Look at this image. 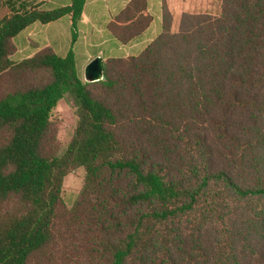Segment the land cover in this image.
I'll return each instance as SVG.
<instances>
[{
	"label": "trees",
	"instance_id": "obj_1",
	"mask_svg": "<svg viewBox=\"0 0 264 264\" xmlns=\"http://www.w3.org/2000/svg\"><path fill=\"white\" fill-rule=\"evenodd\" d=\"M43 1L0 0V264H264V0L183 14L175 32L168 16L95 83L72 49L17 54L22 33L67 17L76 41L87 0ZM146 8L131 0L110 36H140ZM66 95L77 125L59 154Z\"/></svg>",
	"mask_w": 264,
	"mask_h": 264
},
{
	"label": "rangeland",
	"instance_id": "obj_2",
	"mask_svg": "<svg viewBox=\"0 0 264 264\" xmlns=\"http://www.w3.org/2000/svg\"><path fill=\"white\" fill-rule=\"evenodd\" d=\"M43 2H52L57 4L63 2V0H44ZM145 2L147 4V8L145 9L144 14L151 18L152 21L143 31L144 36H142L138 42H135L137 45L134 47H127V52L130 56L139 53L158 36L161 29V21L163 22L164 18L169 16L168 19L171 21V29L175 32L178 30L180 19L183 14H209L212 16H218L221 12L222 0H145ZM89 11L90 6L87 7V12ZM7 13V10H2L0 12V18ZM89 19L92 20L91 17H89ZM92 23L94 24L95 29L99 27L98 19H95ZM49 30H52V34L47 30V28V33H44L45 42L46 39H48L47 43H49V46L54 47L58 52H65L69 49L76 51V54H78L77 68L82 79H84L86 65L90 62L88 58L91 52L99 48L105 50L108 47L107 42H103L98 47H92L94 49L90 48V30L87 29L84 31V35H86V37L88 36L86 49L84 46L79 47V42H71L67 35L68 31L63 24L55 25ZM134 31H136L135 26ZM56 37L58 39H56ZM28 40H32L30 42H33L34 44L44 45L42 40H40L39 33L37 32H35ZM19 53H21L20 50L17 51V54ZM76 109L73 97L71 95H66L62 100H60L57 107L52 112L51 120L57 131V139L60 146L59 154L64 153L74 136L77 125ZM83 183L84 169L82 168L77 169L65 177L62 198L66 206L71 207L74 204L83 187Z\"/></svg>",
	"mask_w": 264,
	"mask_h": 264
},
{
	"label": "crops",
	"instance_id": "obj_3",
	"mask_svg": "<svg viewBox=\"0 0 264 264\" xmlns=\"http://www.w3.org/2000/svg\"><path fill=\"white\" fill-rule=\"evenodd\" d=\"M71 1L72 0H70V1L63 0V2H60L57 4L59 6H68L71 4ZM130 2H131V0H87L86 1L84 12H83V15L81 18V22L79 24V29H78L77 38H76L75 42H79L78 46L79 47L84 46L86 49L88 36L86 37V35H84V31L87 29V30H90V36H89V40L91 42L90 48L98 47L103 42H107V44H108V47L105 50L99 48V49H96L93 52H91L90 55L88 54L89 55L88 59L90 62L99 56H101L104 59V61L106 59L114 58L116 56H123V57L137 56L145 48L144 47L139 53H137L135 55H131V56L127 52V47L136 46L137 43H135V42H138V40L140 38H142V36H144V32L140 36H138L137 38L133 39L128 44L120 43L117 39H115L114 37H111L110 33H109V29H108L109 23L114 18H116L123 10H125ZM88 6H90L89 12H87ZM88 16L91 17L92 20H90ZM95 19H98V22H99V27L96 29L94 28L95 26L92 23V21H94ZM58 24H63L66 27V29L68 31L67 35H68L69 39L71 40V42L73 43L72 35H71V25H70L69 18L67 17L63 20L48 24L46 26H35L34 28L22 33L18 37L17 43H16L18 50L21 51V53H19V55L25 54V52L32 50V47L37 49V50H39L43 47H51L52 49H54L59 54H64V53L68 52L70 49L65 51V52H58L54 47L49 46V43H47L48 39H46V42H45L44 33L45 34L47 33L46 28L52 34V30L50 31L49 29H52L55 25H58ZM44 31H46V32H44ZM35 32L39 33L40 40H42L44 45L34 44L33 42L32 43L30 42L32 40H30V41L28 40ZM56 39H58V38L56 37ZM92 49H94V48H92ZM73 51L76 55V59L78 62V54H76L75 50H73ZM90 62H88L87 65Z\"/></svg>",
	"mask_w": 264,
	"mask_h": 264
},
{
	"label": "water",
	"instance_id": "obj_4",
	"mask_svg": "<svg viewBox=\"0 0 264 264\" xmlns=\"http://www.w3.org/2000/svg\"><path fill=\"white\" fill-rule=\"evenodd\" d=\"M105 61L99 56L93 59L85 68L84 81L86 83H95L105 78Z\"/></svg>",
	"mask_w": 264,
	"mask_h": 264
}]
</instances>
